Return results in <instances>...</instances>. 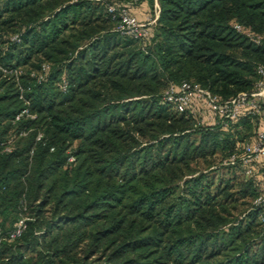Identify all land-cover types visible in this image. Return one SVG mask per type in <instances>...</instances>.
<instances>
[{
    "label": "trees",
    "instance_id": "trees-1",
    "mask_svg": "<svg viewBox=\"0 0 264 264\" xmlns=\"http://www.w3.org/2000/svg\"><path fill=\"white\" fill-rule=\"evenodd\" d=\"M138 1L0 0L3 235L25 218L20 237L0 241V264H264L253 205L264 186L234 190L192 168L219 154L244 172L228 162L260 115L203 126L164 99L182 82L221 102L256 91L264 0H145L158 10L148 35L120 34L107 6L135 16L126 2ZM25 109L34 117L15 121Z\"/></svg>",
    "mask_w": 264,
    "mask_h": 264
},
{
    "label": "built area",
    "instance_id": "built-area-1",
    "mask_svg": "<svg viewBox=\"0 0 264 264\" xmlns=\"http://www.w3.org/2000/svg\"><path fill=\"white\" fill-rule=\"evenodd\" d=\"M95 1L102 2V0ZM107 11L110 14L116 13L118 15L119 22L116 26V30L122 35L132 36L134 38L146 37L148 35L149 26L155 22L158 14V10H156L155 12L157 14L154 19L141 22L123 6L119 7L115 4H109L107 6ZM235 28L240 30L239 26H235ZM247 36L251 37L254 41L259 39L258 36H253L250 33H247ZM13 40L18 41L17 36L13 37ZM42 69L45 70L46 66H43ZM259 72L264 74V71L261 69ZM257 88L258 89L252 93H241L233 99L221 102L217 96L202 89L199 85L190 82H182L179 85L171 84L164 93V99L172 104L179 113L196 114V106L202 105L210 114L220 119L235 120L241 115H260L262 126L255 140L244 145L241 156L238 158L232 156L228 162V164L233 165L237 160L240 161L244 167V173L250 175L253 172L254 165L264 159V108L260 106V103L264 104V82L259 83ZM24 115L30 118L34 117L29 113L28 109H25L16 116L15 121L19 120ZM253 205L261 207L264 211V187L253 200ZM260 221L264 222V214L260 215ZM24 229L25 218L23 215H20L12 230L9 231L7 235H3L0 227V241L4 238L10 241L17 239L22 235Z\"/></svg>",
    "mask_w": 264,
    "mask_h": 264
},
{
    "label": "rangeland",
    "instance_id": "rangeland-1",
    "mask_svg": "<svg viewBox=\"0 0 264 264\" xmlns=\"http://www.w3.org/2000/svg\"><path fill=\"white\" fill-rule=\"evenodd\" d=\"M3 2V1H2ZM144 3L148 6V8L146 9V11H142L143 15L145 16H141L143 19L138 18L135 14V16L137 17V19H139L141 22H146L149 19H154L156 16V10H157V6L156 4L154 5V15L151 11V8L149 7L148 3L143 0V1H138L135 3H131V2H126V6L131 9L132 13H135L136 10L139 12L140 9H138L140 7V5ZM153 15L154 18H151V16ZM158 15V14H157ZM18 32H14L13 29H10V31H8V33L4 34V39H8L10 40L13 39V37H15V34ZM47 65L49 66V69L51 67L50 64L47 63ZM48 68L46 69L47 71L49 70ZM0 70H2L3 73H6L5 69L0 66ZM24 70L26 71L27 68H22V69H18L16 72V74H14L15 76V81H17L19 78V72H22L24 74ZM47 71L45 70H40V73L42 76L45 74L44 72L47 73ZM49 74V71L47 73V75ZM186 117H189L193 120V122L195 124H200L203 126H212L214 125V123L216 124L215 120V116H213L212 114H210V112L202 105H197L196 106V114H188L186 113ZM13 124V123H12ZM14 124L12 125V128L9 130L8 134H7V139L8 141L11 142H15V140L17 139L16 134L14 133ZM26 134H22V136H25ZM72 161V160H71ZM262 162V161H261ZM192 168L195 171H201L204 173H210V175L212 176V178L214 179L215 183H218L220 179L222 180H229V184L231 185V187L234 190H238L239 188H241L242 186H244V183H246L248 180H251L254 184L255 188H262L264 186V163H258L255 164L253 167V172L251 173V175H246L242 170L238 169V168H231L227 165V163L225 162V159L220 156L219 154L212 157L211 159H208L207 161L203 162V161H198L195 164H192ZM250 202V198L248 199H242L239 200L236 204V210H234L233 212L235 214H241L242 211L246 210V208H248V205Z\"/></svg>",
    "mask_w": 264,
    "mask_h": 264
},
{
    "label": "crops",
    "instance_id": "crops-1",
    "mask_svg": "<svg viewBox=\"0 0 264 264\" xmlns=\"http://www.w3.org/2000/svg\"><path fill=\"white\" fill-rule=\"evenodd\" d=\"M148 8V6L146 5V4H144V3H142L141 5H140V7L138 8V9H140V11L138 12L137 10H136V12L134 13L138 18H140V19H143L141 16H145V15H143V12L142 11H146V9Z\"/></svg>",
    "mask_w": 264,
    "mask_h": 264
}]
</instances>
